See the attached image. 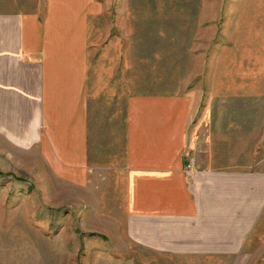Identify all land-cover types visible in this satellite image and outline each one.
Masks as SVG:
<instances>
[{
    "label": "crops",
    "instance_id": "1",
    "mask_svg": "<svg viewBox=\"0 0 264 264\" xmlns=\"http://www.w3.org/2000/svg\"><path fill=\"white\" fill-rule=\"evenodd\" d=\"M52 2L44 19L0 13V143L107 209L110 247L126 257L115 264H262L264 0L246 8L233 71L218 75V123L186 86L134 93L110 78L102 90L86 55V0Z\"/></svg>",
    "mask_w": 264,
    "mask_h": 264
},
{
    "label": "rangeland",
    "instance_id": "2",
    "mask_svg": "<svg viewBox=\"0 0 264 264\" xmlns=\"http://www.w3.org/2000/svg\"><path fill=\"white\" fill-rule=\"evenodd\" d=\"M52 1L0 0V13L41 14L44 19ZM252 2L244 0L243 9V0H86L89 66L101 72L102 90L113 78L117 88L130 80L134 93L180 85L200 91L201 107L211 109V120L218 123L223 114L218 75L222 68L233 71L227 59H236V43H244L243 30L254 15L246 8ZM229 116L235 119L236 113ZM259 147L263 162L264 128ZM47 174L30 168L28 152L0 143V264L123 261L126 257L110 247L114 225L99 218L107 209L86 207L84 193Z\"/></svg>",
    "mask_w": 264,
    "mask_h": 264
},
{
    "label": "built area",
    "instance_id": "3",
    "mask_svg": "<svg viewBox=\"0 0 264 264\" xmlns=\"http://www.w3.org/2000/svg\"><path fill=\"white\" fill-rule=\"evenodd\" d=\"M194 164H195V160L192 157H189V160H188L187 164L185 165V169H186V172L188 174L193 172Z\"/></svg>",
    "mask_w": 264,
    "mask_h": 264
}]
</instances>
